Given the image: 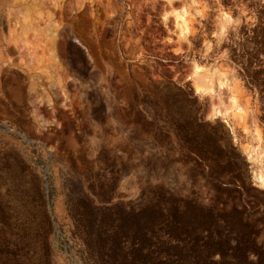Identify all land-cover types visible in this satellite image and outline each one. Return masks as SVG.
Instances as JSON below:
<instances>
[{
	"label": "rangeland",
	"instance_id": "rangeland-1",
	"mask_svg": "<svg viewBox=\"0 0 264 264\" xmlns=\"http://www.w3.org/2000/svg\"><path fill=\"white\" fill-rule=\"evenodd\" d=\"M263 6L0 0V264H95L86 240L106 246L154 187L205 203L151 119L166 105L190 126L197 100L264 193V134L230 59Z\"/></svg>",
	"mask_w": 264,
	"mask_h": 264
},
{
	"label": "trees",
	"instance_id": "trees-1",
	"mask_svg": "<svg viewBox=\"0 0 264 264\" xmlns=\"http://www.w3.org/2000/svg\"><path fill=\"white\" fill-rule=\"evenodd\" d=\"M241 36L230 59L257 107L264 134V6ZM183 94L190 99V93ZM194 112L190 126L179 123L167 105L163 125L157 112L151 119L160 136L170 143L174 138L178 159L193 161L205 203L198 196L152 188L148 199L130 211L129 221L120 219L109 247L107 241L104 246L86 240L95 264H264V193L252 186L236 148L219 147L220 126L203 119L197 100Z\"/></svg>",
	"mask_w": 264,
	"mask_h": 264
},
{
	"label": "water",
	"instance_id": "water-1",
	"mask_svg": "<svg viewBox=\"0 0 264 264\" xmlns=\"http://www.w3.org/2000/svg\"><path fill=\"white\" fill-rule=\"evenodd\" d=\"M219 147L227 148L230 144L229 135L227 131H221L219 138L217 139ZM167 191V190H166Z\"/></svg>",
	"mask_w": 264,
	"mask_h": 264
},
{
	"label": "bare ground",
	"instance_id": "bare-ground-1",
	"mask_svg": "<svg viewBox=\"0 0 264 264\" xmlns=\"http://www.w3.org/2000/svg\"><path fill=\"white\" fill-rule=\"evenodd\" d=\"M264 179V178H263ZM262 183L264 184V180H262Z\"/></svg>",
	"mask_w": 264,
	"mask_h": 264
}]
</instances>
